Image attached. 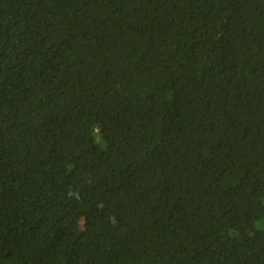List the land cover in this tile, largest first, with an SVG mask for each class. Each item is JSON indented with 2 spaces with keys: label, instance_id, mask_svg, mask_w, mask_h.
Returning a JSON list of instances; mask_svg holds the SVG:
<instances>
[{
  "label": "trees",
  "instance_id": "trees-1",
  "mask_svg": "<svg viewBox=\"0 0 264 264\" xmlns=\"http://www.w3.org/2000/svg\"><path fill=\"white\" fill-rule=\"evenodd\" d=\"M0 264H264V0H0Z\"/></svg>",
  "mask_w": 264,
  "mask_h": 264
}]
</instances>
